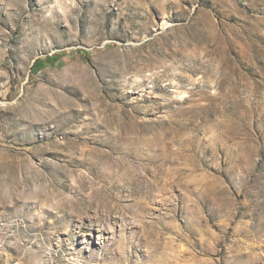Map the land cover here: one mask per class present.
Wrapping results in <instances>:
<instances>
[{"label":"rangeland","instance_id":"1","mask_svg":"<svg viewBox=\"0 0 264 264\" xmlns=\"http://www.w3.org/2000/svg\"><path fill=\"white\" fill-rule=\"evenodd\" d=\"M0 264H264V0H0Z\"/></svg>","mask_w":264,"mask_h":264}]
</instances>
